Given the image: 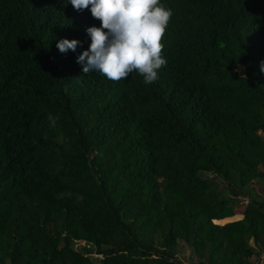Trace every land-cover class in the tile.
<instances>
[{
  "label": "trees",
  "instance_id": "1",
  "mask_svg": "<svg viewBox=\"0 0 264 264\" xmlns=\"http://www.w3.org/2000/svg\"><path fill=\"white\" fill-rule=\"evenodd\" d=\"M161 2L145 85L82 73L90 10L0 0V264H260L264 0Z\"/></svg>",
  "mask_w": 264,
  "mask_h": 264
},
{
  "label": "clouds",
  "instance_id": "2",
  "mask_svg": "<svg viewBox=\"0 0 264 264\" xmlns=\"http://www.w3.org/2000/svg\"><path fill=\"white\" fill-rule=\"evenodd\" d=\"M77 12L90 10L100 27L86 29L91 38L89 48L77 57L82 73L99 72L114 83L138 74L145 85L159 79V70L167 66L162 44L173 11L161 0H68ZM80 41L61 39L60 53L75 52ZM260 71L264 73V61ZM243 77V76H242ZM246 79V77H243ZM67 91V89H65ZM49 127L58 116L48 114Z\"/></svg>",
  "mask_w": 264,
  "mask_h": 264
},
{
  "label": "rangeland",
  "instance_id": "3",
  "mask_svg": "<svg viewBox=\"0 0 264 264\" xmlns=\"http://www.w3.org/2000/svg\"><path fill=\"white\" fill-rule=\"evenodd\" d=\"M237 72L239 74H244L245 70L244 67L240 66L238 67ZM210 177V176H209ZM258 193H260V189H258V187L256 186ZM244 202V201H243ZM242 218V216L240 215H236L234 217H232V219L229 222L232 221H236V220H240ZM227 222V223H229ZM81 245V243H79ZM178 254H177V259L184 263V264H194L196 262V257L193 255L192 253V249L188 246H186L183 241H179L178 242ZM259 257H257L256 255L254 257H252V261L253 260H257ZM260 264H264V254L262 256H260Z\"/></svg>",
  "mask_w": 264,
  "mask_h": 264
}]
</instances>
